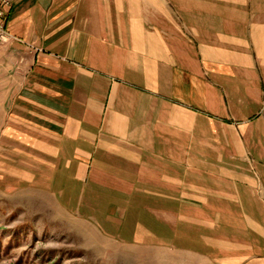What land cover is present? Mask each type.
I'll list each match as a JSON object with an SVG mask.
<instances>
[{"label":"crops","instance_id":"crops-1","mask_svg":"<svg viewBox=\"0 0 264 264\" xmlns=\"http://www.w3.org/2000/svg\"><path fill=\"white\" fill-rule=\"evenodd\" d=\"M6 24L1 178L75 191L111 238L152 237L134 210L264 208V0H12Z\"/></svg>","mask_w":264,"mask_h":264},{"label":"rangeland","instance_id":"rangeland-1","mask_svg":"<svg viewBox=\"0 0 264 264\" xmlns=\"http://www.w3.org/2000/svg\"><path fill=\"white\" fill-rule=\"evenodd\" d=\"M59 193L46 183L26 186L0 177V264H229L236 257L245 258L238 264H264L263 207L180 206L178 220L163 207L153 216L158 222L134 210L122 216L120 228L152 237L111 238L96 221L66 206L75 191L70 198ZM248 210L256 214L246 216ZM193 217L211 219V229L184 220ZM217 237L226 240V255L213 243Z\"/></svg>","mask_w":264,"mask_h":264},{"label":"built area","instance_id":"built-area-1","mask_svg":"<svg viewBox=\"0 0 264 264\" xmlns=\"http://www.w3.org/2000/svg\"><path fill=\"white\" fill-rule=\"evenodd\" d=\"M12 6V0H0V45L7 44L12 37L7 31V11Z\"/></svg>","mask_w":264,"mask_h":264}]
</instances>
